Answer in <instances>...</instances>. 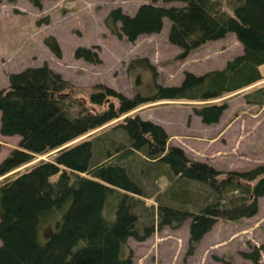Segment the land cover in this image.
<instances>
[{
    "label": "trees",
    "instance_id": "trees-1",
    "mask_svg": "<svg viewBox=\"0 0 264 264\" xmlns=\"http://www.w3.org/2000/svg\"><path fill=\"white\" fill-rule=\"evenodd\" d=\"M28 1L39 8L42 0ZM172 1L182 5H165ZM109 17L119 22L115 34L130 42L160 32L168 19V41L181 49L182 57L228 32L235 34L242 52L222 69L185 72L178 86L167 87L156 84V70L147 60H132L128 74L137 88L146 74L150 92L136 89L127 98L96 85L88 101L106 104L98 112L80 100V88L47 64L10 73L0 89V135L17 136L18 144L0 161V264H133L126 240L143 241L155 229L153 222H138L133 203L134 196H145L150 176L167 181L151 220L155 214L161 230L189 219L188 255L217 221L236 222L258 210L264 165L216 170L168 145L160 125L137 115L125 116L114 126L117 131L102 127L146 103L210 102L249 87L242 94L245 103L263 106L264 83H258L264 81V0H151L133 15L114 10ZM45 44L60 54L52 38ZM74 57L99 60L83 47L75 49ZM225 108L223 99L196 105L193 111L210 124ZM85 135L90 138L71 143ZM45 155L53 158L33 162ZM130 158L138 160L135 167ZM261 251L264 239L243 256L259 264Z\"/></svg>",
    "mask_w": 264,
    "mask_h": 264
},
{
    "label": "rangeland",
    "instance_id": "rangeland-1",
    "mask_svg": "<svg viewBox=\"0 0 264 264\" xmlns=\"http://www.w3.org/2000/svg\"><path fill=\"white\" fill-rule=\"evenodd\" d=\"M151 0H42L39 8L28 0L12 3L0 0V89L8 84V75L25 67L47 64L65 80L80 88L78 95L93 111L106 107L89 103L88 92L102 84L131 98L137 89H147L146 74H141L137 88L133 75L127 71L132 60L145 59L156 70V84L178 86L185 72L202 75L222 69L227 60L240 54L242 46L235 34L226 33L222 38L207 41L182 57L181 49L168 41L170 23L163 20L160 32L139 35L134 41L119 38V22L110 20L114 10L133 15L137 7ZM166 6H180L172 1ZM112 18V16H111ZM52 38L59 55L45 44ZM78 47L89 49L98 61L74 57ZM261 70L264 72V66ZM264 81L258 83L262 84ZM251 88V87H249ZM247 88V89H249ZM243 89L210 102L187 100H159L146 103L126 115L105 125L104 130L117 131L114 126L125 116L137 115L143 120L160 125L169 136L168 145L183 150L189 159L208 164L219 171H245L264 165V105L246 104ZM86 91V93H85ZM226 100V108L214 123H203L194 114L196 105ZM100 128V129H102ZM114 128V129H113ZM100 129L93 131L97 135ZM91 134V133H90ZM90 138L85 135L71 143ZM18 144L17 136L0 135V161ZM45 155L36 158L52 159ZM133 167L137 159H129ZM20 169H23L21 167ZM9 175V174H8ZM167 189L163 176H150L144 184V197H133L134 213L138 222L149 225L154 232L143 241L126 240V247L133 264H252L243 256L258 247L264 239V196L258 198L255 215L236 222L217 221L201 238L192 255L187 254L189 219L175 228L157 230L155 211L160 195ZM264 261L260 252L258 263Z\"/></svg>",
    "mask_w": 264,
    "mask_h": 264
}]
</instances>
